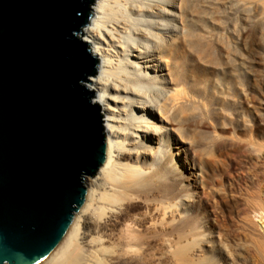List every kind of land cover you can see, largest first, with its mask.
I'll return each instance as SVG.
<instances>
[{
	"label": "bare ground",
	"instance_id": "obj_1",
	"mask_svg": "<svg viewBox=\"0 0 264 264\" xmlns=\"http://www.w3.org/2000/svg\"><path fill=\"white\" fill-rule=\"evenodd\" d=\"M160 3L93 0L89 6L91 17L79 40L89 45L98 65L83 87L94 92L91 105L99 106L106 156L96 177H84V205L40 264H183L188 254L202 258L205 247L211 248L205 235L196 233L195 212L184 217L193 197L178 190L171 159L164 160L165 148L152 142L164 134V125L172 127L183 115L177 105L181 90H169L157 75V63L164 62L169 73L175 56L172 39L166 43L158 34L170 32L160 19V11L169 10ZM263 210L257 204V211ZM256 251L264 264V245L256 244Z\"/></svg>",
	"mask_w": 264,
	"mask_h": 264
},
{
	"label": "rangeland",
	"instance_id": "obj_2",
	"mask_svg": "<svg viewBox=\"0 0 264 264\" xmlns=\"http://www.w3.org/2000/svg\"><path fill=\"white\" fill-rule=\"evenodd\" d=\"M160 5L169 10L160 11V19L170 32L158 34L166 43L172 39L175 56L169 73L164 62L157 63V75L169 90H181L177 105L183 115L172 127L164 125V134L152 142L165 148L164 160L171 159L178 190L193 197L192 211L184 217L195 212L196 233L211 243L204 257L188 254L183 264H205L206 258L208 263L260 264L264 0H161ZM153 56L160 59L158 52Z\"/></svg>",
	"mask_w": 264,
	"mask_h": 264
},
{
	"label": "water",
	"instance_id": "obj_3",
	"mask_svg": "<svg viewBox=\"0 0 264 264\" xmlns=\"http://www.w3.org/2000/svg\"><path fill=\"white\" fill-rule=\"evenodd\" d=\"M93 0H0V264H40L104 163L98 61L79 40Z\"/></svg>",
	"mask_w": 264,
	"mask_h": 264
}]
</instances>
